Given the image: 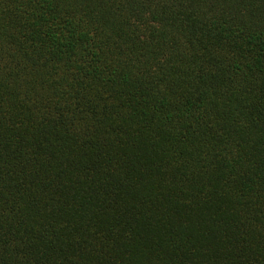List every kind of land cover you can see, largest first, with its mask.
Masks as SVG:
<instances>
[{
    "label": "trees",
    "instance_id": "obj_1",
    "mask_svg": "<svg viewBox=\"0 0 264 264\" xmlns=\"http://www.w3.org/2000/svg\"><path fill=\"white\" fill-rule=\"evenodd\" d=\"M0 264H264V0H0Z\"/></svg>",
    "mask_w": 264,
    "mask_h": 264
}]
</instances>
